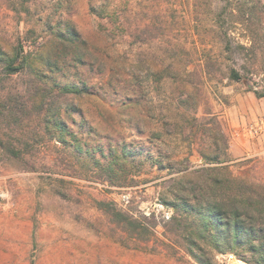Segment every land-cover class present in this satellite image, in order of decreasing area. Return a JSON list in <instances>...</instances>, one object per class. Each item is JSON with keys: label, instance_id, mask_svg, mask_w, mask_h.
I'll use <instances>...</instances> for the list:
<instances>
[{"label": "rangeland", "instance_id": "obj_1", "mask_svg": "<svg viewBox=\"0 0 264 264\" xmlns=\"http://www.w3.org/2000/svg\"><path fill=\"white\" fill-rule=\"evenodd\" d=\"M0 43L26 58L0 62V264H200L194 170L264 183V0H0ZM261 234L207 260L259 264Z\"/></svg>", "mask_w": 264, "mask_h": 264}, {"label": "trees", "instance_id": "obj_2", "mask_svg": "<svg viewBox=\"0 0 264 264\" xmlns=\"http://www.w3.org/2000/svg\"><path fill=\"white\" fill-rule=\"evenodd\" d=\"M24 51L23 45L19 43L13 47V55H10L0 43V62L4 64L10 74L25 69ZM230 76L235 80L243 78V75L236 69L231 70ZM64 89L67 92L80 93L76 87L66 86ZM36 90L37 86H33L32 91ZM33 96V94L27 96L28 100L32 99L33 101ZM27 98L25 97V99ZM35 102H31L32 104L22 102L20 108L22 110L33 109L36 107ZM41 106L44 107L42 103ZM17 108V104L10 106L11 113L15 114L13 111H16ZM57 122L60 127L65 124L62 120ZM194 172L200 173L203 177L208 203L205 204V209L203 207H201L203 209H196L189 204V198H186L183 200V205L194 211L195 219L184 223L186 220L182 219L181 213L185 210H179L178 205L175 207L178 217H174V223L177 226L181 228L182 225H186L185 238L189 244L190 253L200 264H210L207 260L208 249L225 252L224 246L227 245L229 250L239 252L237 248L252 245L251 236L254 233L261 234L263 232L260 237L263 239L260 242V248H256V250L259 253L257 262L264 264V183L234 175L229 161L218 160L216 163H209ZM231 235H233L232 243L229 242ZM195 249L201 252V255Z\"/></svg>", "mask_w": 264, "mask_h": 264}, {"label": "crops", "instance_id": "obj_3", "mask_svg": "<svg viewBox=\"0 0 264 264\" xmlns=\"http://www.w3.org/2000/svg\"><path fill=\"white\" fill-rule=\"evenodd\" d=\"M254 128H255V131H253V130H250V132L253 134V136L255 137V138H259L258 139V142H256L255 141V146H257V143H259V141H261L262 139L260 138V129H257L256 128V126H254ZM262 136V135H261ZM254 150H255V153L253 152V155H256L257 153H260V152H258V149H255V148H253ZM252 149V150H253ZM246 150H248V149H246ZM257 151V152H256Z\"/></svg>", "mask_w": 264, "mask_h": 264}, {"label": "built area", "instance_id": "obj_4", "mask_svg": "<svg viewBox=\"0 0 264 264\" xmlns=\"http://www.w3.org/2000/svg\"><path fill=\"white\" fill-rule=\"evenodd\" d=\"M262 125H264V120H262ZM262 127H263V126H262ZM252 128H253V129H251V130L255 131L254 126H253ZM256 128H257V127H256ZM258 128H259V127H258ZM258 128H257V129H258ZM166 217L169 218V215L166 214ZM230 261H231L232 264H246L245 262H243V261H241V260H237L236 257H233V255L230 256Z\"/></svg>", "mask_w": 264, "mask_h": 264}]
</instances>
